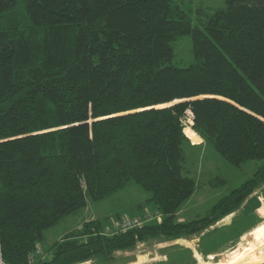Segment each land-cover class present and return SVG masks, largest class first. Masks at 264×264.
Here are the masks:
<instances>
[{"label":"trees","instance_id":"16d2710c","mask_svg":"<svg viewBox=\"0 0 264 264\" xmlns=\"http://www.w3.org/2000/svg\"><path fill=\"white\" fill-rule=\"evenodd\" d=\"M197 15L195 25L177 0H0L5 264L107 263L140 243L194 238L243 206L260 207L264 0H224ZM183 36L192 39L188 66L173 63ZM189 111L195 132L227 163L257 166L207 215L180 221L198 187L184 165ZM130 184L153 207L136 219L160 214L161 222L110 233L91 219L44 254L49 229Z\"/></svg>","mask_w":264,"mask_h":264},{"label":"rangeland","instance_id":"374dc122","mask_svg":"<svg viewBox=\"0 0 264 264\" xmlns=\"http://www.w3.org/2000/svg\"><path fill=\"white\" fill-rule=\"evenodd\" d=\"M177 1L189 13L195 25L199 23L198 10L207 13L224 6V0ZM193 59L192 39L183 36L175 43L173 63L188 66ZM185 134L189 139L184 145L185 170L186 174L196 179L198 187L193 198L179 212L180 221L207 215L221 197L251 177L257 166L255 162L246 163L240 168L227 163L195 132L191 111L185 118ZM214 179L225 180L226 184L213 187L210 182ZM253 196L261 203L258 209L243 206L197 237L172 242L152 240L138 244L132 251L117 252L113 261L103 263L92 260L83 264H264V186ZM148 199L147 192L130 184L109 198L90 201L87 208L66 217L46 232L42 244L44 254L52 244L65 234L76 231L88 220L102 221L106 232L111 233L116 231L115 226L126 220L147 217L153 211Z\"/></svg>","mask_w":264,"mask_h":264},{"label":"built area","instance_id":"2783aa9c","mask_svg":"<svg viewBox=\"0 0 264 264\" xmlns=\"http://www.w3.org/2000/svg\"><path fill=\"white\" fill-rule=\"evenodd\" d=\"M151 220H157L158 222H161L162 216L160 214L153 216L151 218L145 219V220H139V219H132V220H126L122 224L116 226V230H121V231H127L129 229H132L134 227L141 226L145 224L148 221ZM0 264H5L2 260H0Z\"/></svg>","mask_w":264,"mask_h":264},{"label":"bare ground","instance_id":"6f19581e","mask_svg":"<svg viewBox=\"0 0 264 264\" xmlns=\"http://www.w3.org/2000/svg\"><path fill=\"white\" fill-rule=\"evenodd\" d=\"M139 262H141V260H139Z\"/></svg>","mask_w":264,"mask_h":264},{"label":"crops","instance_id":"0c3cea01","mask_svg":"<svg viewBox=\"0 0 264 264\" xmlns=\"http://www.w3.org/2000/svg\"><path fill=\"white\" fill-rule=\"evenodd\" d=\"M256 209H258V208H256ZM87 263V262H86Z\"/></svg>","mask_w":264,"mask_h":264}]
</instances>
